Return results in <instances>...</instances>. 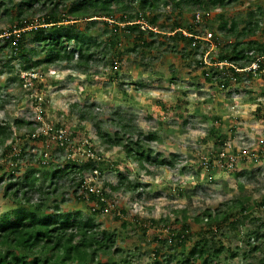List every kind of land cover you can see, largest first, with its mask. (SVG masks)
Returning a JSON list of instances; mask_svg holds the SVG:
<instances>
[{
	"label": "rangeland",
	"instance_id": "374dc122",
	"mask_svg": "<svg viewBox=\"0 0 264 264\" xmlns=\"http://www.w3.org/2000/svg\"><path fill=\"white\" fill-rule=\"evenodd\" d=\"M11 1L16 3L19 0ZM72 1L75 0H59L58 13H64ZM181 10L182 30L186 31L193 24L195 33L202 37L199 48L186 46V51H192L187 58L156 47L145 52L140 48L131 51L134 42L128 36L118 34L116 37L119 40L114 47H107L109 54L106 56L103 55L104 42L99 48L93 49V63L86 70L76 68L73 62L68 64L66 61L43 68L41 89L35 91L26 76L34 78L37 73L28 75V72L22 71L19 57L11 60L8 66H3L2 63L9 60V49L0 52V122L12 123L15 119L34 121L31 128L35 135L49 133L50 130H47L52 125H63L64 133L81 147V152L78 150L81 159H96V167L103 170L94 180L93 190L105 191L108 207L107 211L95 217L94 224L100 230L115 232V248L119 251L141 250L142 259L135 260L137 264H148L150 250L154 247L161 246L163 252L168 251L169 237L165 228L161 229L162 223L150 226L146 237H142L134 215L158 222L160 219H173L175 211L185 209L188 216H195L210 206L221 204L223 208L224 204H230L236 196L242 194L248 196L250 207L245 214L236 216V219L244 220L257 212L255 206L264 198V156L258 159L256 153L264 149V120L260 122L256 117L257 109L263 110L264 107V81L255 77L220 90L215 84L203 80V67L195 63L196 60L208 63L218 51L217 43L233 41V38H225L216 28L218 14L224 13L227 19L233 18L240 29L245 26L248 14L254 11L256 17L253 19L257 21L260 30L253 36H247L246 40L264 43L261 34L264 29V0H238L223 9L210 6L206 14L197 7L183 6ZM46 12L42 6L35 5L33 16L29 19L36 24V19ZM152 13L156 15L157 22L148 24L146 19L149 15L144 13L147 25L169 35L171 23L176 16L169 0H162ZM203 13L209 18L206 22L201 18ZM196 15H199V19ZM13 24L14 21L1 18L0 32ZM85 26L86 22L78 24L80 29ZM108 31L109 27L98 21L90 27L88 33L93 37L114 39ZM208 33L211 37H208ZM145 38L155 44L159 40L147 35ZM211 38L219 41L213 42ZM3 44L4 40L0 38V46ZM183 45H178L177 50L181 51ZM24 47L39 51L38 43L30 39ZM203 49L206 51L200 56ZM113 60L120 64L117 70L110 66ZM14 78H21L22 85ZM116 115L131 120L135 135L139 132H155L157 139L145 142L146 155L150 162L160 157L166 164H145V168H142L129 160L121 148L106 146L96 133L97 130L111 133L116 131L118 127L110 122ZM214 117L218 118L216 122ZM12 133L11 139L0 147V160L3 149L13 139L23 134L29 135L30 127H13ZM130 136L134 138V135ZM52 137L56 139L57 136L54 133ZM220 137H225L229 150L227 154L234 157L236 162L241 157H247L248 162L246 166H241L239 175L231 176L220 167H214L209 172H198L201 159L215 155L213 152L217 148L214 143ZM41 151L44 152V148ZM31 152L33 154L34 150ZM47 154L45 162L57 157L60 163L69 158L66 150L58 152L53 148ZM28 158L29 154L20 160V169L14 173L15 177L10 178L8 173L3 176L4 181L0 184V214L6 209V201L2 199L4 186L9 179L23 178L25 170L30 168ZM53 165L51 170L56 166ZM84 174L88 175V172ZM121 178L124 179L121 189L111 191L109 185L116 186ZM62 182L59 181L60 184ZM127 184L137 185L136 190H126ZM59 195L58 203L62 198L67 201L60 203L61 210L69 213L80 211L83 217L89 215V207L92 206L90 200H74L67 192H60ZM120 210L127 215L118 217ZM123 220L128 222L126 228L120 226ZM187 222L190 231L197 230L198 226L191 218ZM233 226L225 229L224 236L243 243L239 249V258L233 259L234 262L259 264L261 253H256L253 259L242 257L246 233L258 235V231L263 232L259 222L249 221L241 226ZM154 234L161 235L160 242L152 240ZM251 237V243L257 241L254 236ZM110 256L117 258V255L100 254L98 260L105 262Z\"/></svg>",
	"mask_w": 264,
	"mask_h": 264
},
{
	"label": "trees",
	"instance_id": "16d2710c",
	"mask_svg": "<svg viewBox=\"0 0 264 264\" xmlns=\"http://www.w3.org/2000/svg\"><path fill=\"white\" fill-rule=\"evenodd\" d=\"M160 2L162 0H75L67 5L64 13L60 14L57 11L59 0H19L16 3L11 0H0V19L14 21L13 25L0 32V38L4 40L0 52L9 49V60L2 64L8 66L11 60L19 57L22 71L28 72V75L37 73L34 78L27 76L26 78L35 91H38L41 89L43 68L66 61L68 64L73 62L76 68L86 70L93 63V49L99 48L104 42L103 55L106 56L109 54L107 47H114L119 40L116 37L118 34L128 36L130 41L134 42L131 51L140 48L145 52L156 47L158 50L166 49L169 53H177L181 58H187L191 56L192 51H186V46L199 48L202 37L195 33L193 24L188 26L186 31L182 30V7H197L206 14L210 6L211 8L220 6L223 9L238 0H169L176 12L169 35L161 29L154 30L147 25L156 24V15H153L152 11ZM35 5L47 10L43 16L36 19V24L29 19L33 16ZM144 13L149 15L147 23L144 20ZM204 13L201 18L206 22L209 18ZM253 13L254 11L248 14L245 26L240 29L233 18L227 19L224 13L218 14L216 28L225 38H233V41L226 44L217 43L218 51L208 63L195 61L197 65L203 67L201 71L203 80L215 84L220 90L255 77L264 81V43L246 40L247 36H253L260 30L257 21L253 19L255 16ZM196 16L199 19V15ZM98 21L109 27L108 32L114 39L93 37L88 33L90 27ZM78 22H86L84 29L78 27ZM121 24L123 27H120ZM261 34L264 37V29L261 30ZM145 35L157 37L159 40L155 44L147 40ZM208 35L211 37L210 33ZM29 39L38 43L39 51L24 47ZM211 40L219 41L217 38ZM181 44L184 45L181 51H178L177 47ZM205 51L206 49H203L200 56ZM253 64L256 65L255 69L251 67ZM110 66L117 70L120 64L113 60ZM22 79L14 78L20 85L23 83ZM256 112L257 119L262 122L264 107L263 110L259 108ZM213 120L216 122L218 118L214 117ZM110 122L118 127L116 131L111 133L97 130L96 133L106 146L121 148L129 160L142 168H145V164L160 166L166 164L160 157L150 162L149 156L146 155L145 142L156 140L155 132L147 134L139 132L135 135L131 120H124L119 115ZM32 123L34 121L21 119H15L12 123L0 122V147L11 139L13 127L16 129L25 125L30 127L29 135L23 134L18 139H13L1 153L0 184L4 181L3 176L6 173L10 174V178L15 177L14 173L20 169V160L27 154L30 168L25 170L22 179H9L4 186L2 199L6 201V209L0 214V264H137L135 260L142 259L141 250L119 251L115 248L117 240L115 232L100 230L99 226L94 224L95 217L107 211L108 207L105 201L107 195L103 189L88 191L90 183H87V180L91 179V185H95L94 180L103 170L96 167L94 163L96 159L82 160L79 154L81 147L70 140L66 132L62 144L52 137L58 130L64 131L63 125L50 126L47 130H50V134L35 135L31 128ZM130 135H134V138ZM225 140V137L215 140L217 148L213 152L215 155L210 153L206 159H201L198 172H209L214 167H220L231 176L240 174L241 166H246L248 159L244 156L236 162L234 157L227 154L229 150ZM42 148L44 152H40ZM53 148L58 152L66 150L69 158L60 163L57 157L45 162L47 159L45 154L48 155ZM256 153L258 159L262 158L264 149L261 148ZM53 164L56 166L51 170ZM85 171L88 175L84 174ZM61 180L63 182L60 184ZM123 182L124 179L121 178L116 186L109 185L110 190H120ZM125 188L135 191L137 185L127 184ZM60 192L69 193L77 201L83 198L90 200L92 206L89 207V215L83 217L80 211L69 213L61 210L60 203L67 201L62 198L58 203ZM248 201V196L241 194L230 204H224L223 208L221 204L217 207L210 206L195 216H188L187 211L181 209L174 212L173 219H160L158 222L134 215L142 237H146L150 226H159V223H162L161 229L165 228L169 237L168 251L163 252L161 246L154 247L150 250L148 264H239L234 260L239 258V249L243 243L235 242L230 236H224L225 229L233 225L241 226L249 221L259 222V228H263V232L258 231V235L246 233L245 252L242 253V257L253 259L256 253H261L259 264H264V198L255 206L257 212H253L244 220L236 219V216L245 214L249 209ZM126 215L125 211L120 210L118 217ZM178 215L181 217L178 218ZM188 218L198 226L196 231H190ZM127 225L126 220L120 224L122 228H126ZM160 236L154 234L152 240L160 242ZM251 236L257 241L251 243L249 241L252 239ZM189 242L191 243L188 244ZM100 254L117 255L118 260L110 256L105 262H99Z\"/></svg>",
	"mask_w": 264,
	"mask_h": 264
},
{
	"label": "built area",
	"instance_id": "2783aa9c",
	"mask_svg": "<svg viewBox=\"0 0 264 264\" xmlns=\"http://www.w3.org/2000/svg\"><path fill=\"white\" fill-rule=\"evenodd\" d=\"M196 18L198 19V16H196ZM209 36H210V35H208V37H209ZM251 67L255 69V68H256V65L253 64ZM22 78H23V77H22ZM56 136H57V137H55V138H56L58 141H60V143L62 144V139H63V136H64V131H63V130H58ZM88 180H89V182H88ZM88 180H87V183H90V184L88 185V191H89V192H94V190H93V187H94V186L91 185L92 180H91V179H88Z\"/></svg>",
	"mask_w": 264,
	"mask_h": 264
}]
</instances>
